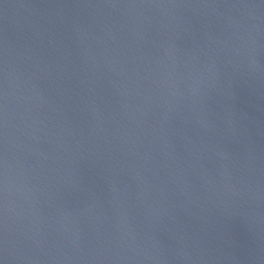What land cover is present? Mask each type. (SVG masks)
Instances as JSON below:
<instances>
[{
    "label": "water",
    "instance_id": "95a60500",
    "mask_svg": "<svg viewBox=\"0 0 264 264\" xmlns=\"http://www.w3.org/2000/svg\"><path fill=\"white\" fill-rule=\"evenodd\" d=\"M0 264H264V0H0Z\"/></svg>",
    "mask_w": 264,
    "mask_h": 264
}]
</instances>
